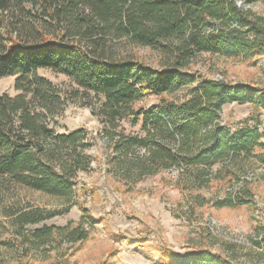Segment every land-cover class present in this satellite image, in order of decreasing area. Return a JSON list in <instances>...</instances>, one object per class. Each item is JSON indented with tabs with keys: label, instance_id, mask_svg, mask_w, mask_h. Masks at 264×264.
<instances>
[{
	"label": "trees",
	"instance_id": "1",
	"mask_svg": "<svg viewBox=\"0 0 264 264\" xmlns=\"http://www.w3.org/2000/svg\"><path fill=\"white\" fill-rule=\"evenodd\" d=\"M258 1L0 0V79L16 77L18 92L0 94V194L13 185L71 199L79 173L91 169L89 149L98 138L85 128L58 132L56 124L69 102L85 95L102 127L109 171L134 184L170 170L189 191L223 184L225 194L208 199L212 206L253 205L251 174L264 167V127L259 114L223 123L221 113L230 103L264 109V87L189 69L204 53L264 56V15L249 7ZM122 43L157 51L161 68L121 54ZM40 70L65 75L75 88L61 90ZM149 96L159 100L138 106ZM124 121L140 130L126 133ZM194 199L192 209L208 203L201 194ZM68 210L12 206L4 214L26 249L38 250L55 235L70 243L88 239L91 216L77 226L26 232ZM254 244L264 247V233ZM173 256L172 264H236L206 248Z\"/></svg>",
	"mask_w": 264,
	"mask_h": 264
},
{
	"label": "rangeland",
	"instance_id": "2",
	"mask_svg": "<svg viewBox=\"0 0 264 264\" xmlns=\"http://www.w3.org/2000/svg\"><path fill=\"white\" fill-rule=\"evenodd\" d=\"M242 5L246 0H238ZM264 15V1L249 4ZM121 54L133 55L156 68L163 64L162 55L144 47L119 44ZM190 72L212 79L225 78L264 87V56L252 60L226 58L204 53L191 64ZM61 90L75 86L63 74L40 70ZM16 77L0 79V94L16 95ZM185 91L178 93L183 95ZM85 95L73 98L57 118L58 132L68 133L85 128L89 136H97L93 147L91 169L80 172L70 200L19 186H9L0 194V264H172L173 253L186 255L191 250L209 249L221 252L236 264H264V247L258 248L255 238L264 233V167H256L252 175L255 203L237 208H217L208 199L225 186L216 184L211 189L187 190L179 186L175 172L161 171L132 182L121 173L109 171L107 151L100 138L102 127L93 107L87 105ZM159 100L149 96L138 106H150ZM97 105V99L93 97ZM93 104V105H94ZM259 114L264 127V109L250 104L230 103L223 107V123L251 119ZM252 125L256 121L251 122ZM126 133H136L140 126L123 122ZM207 200L205 206L192 209L195 195ZM40 207L48 210H69L39 224L28 225L26 232L44 225L77 226L87 216L95 220L88 239L70 243L59 236L38 250H27L14 227L4 214L7 207ZM87 226V225H86Z\"/></svg>",
	"mask_w": 264,
	"mask_h": 264
}]
</instances>
